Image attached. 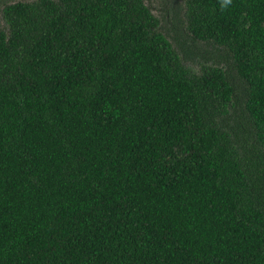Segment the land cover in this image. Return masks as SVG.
I'll list each match as a JSON object with an SVG mask.
<instances>
[{
    "label": "trees",
    "instance_id": "trees-1",
    "mask_svg": "<svg viewBox=\"0 0 264 264\" xmlns=\"http://www.w3.org/2000/svg\"><path fill=\"white\" fill-rule=\"evenodd\" d=\"M0 3V264H264V0Z\"/></svg>",
    "mask_w": 264,
    "mask_h": 264
},
{
    "label": "rangeland",
    "instance_id": "rangeland-1",
    "mask_svg": "<svg viewBox=\"0 0 264 264\" xmlns=\"http://www.w3.org/2000/svg\"><path fill=\"white\" fill-rule=\"evenodd\" d=\"M24 1H30V0H24ZM145 1L150 5V7L152 8V12L156 16H158L160 18H162V16H164L168 23L172 19V17H173L172 12H174L175 9L179 10L178 15L180 18H182V15H183L182 9H183L184 0H145ZM170 3H172V6L169 5ZM0 7H1V3H0ZM0 27H2L1 17H0ZM182 27H183L182 28L183 34L186 35V30H185L184 26H182ZM185 37L187 39V35ZM198 60H200V59H198ZM195 67L197 68V66H195Z\"/></svg>",
    "mask_w": 264,
    "mask_h": 264
},
{
    "label": "clouds",
    "instance_id": "clouds-1",
    "mask_svg": "<svg viewBox=\"0 0 264 264\" xmlns=\"http://www.w3.org/2000/svg\"><path fill=\"white\" fill-rule=\"evenodd\" d=\"M221 11H226L231 5L232 0H218Z\"/></svg>",
    "mask_w": 264,
    "mask_h": 264
}]
</instances>
